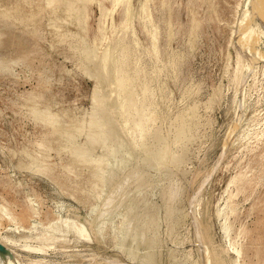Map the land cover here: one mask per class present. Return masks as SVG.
Here are the masks:
<instances>
[{"label": "rangeland", "instance_id": "1", "mask_svg": "<svg viewBox=\"0 0 264 264\" xmlns=\"http://www.w3.org/2000/svg\"><path fill=\"white\" fill-rule=\"evenodd\" d=\"M31 1L29 5L25 0H0V64L5 66L0 70V205L13 217L3 220L0 232L6 234L8 228L18 243L34 244L25 239L47 225L69 220L84 225L89 239L68 233L42 253L18 248L22 264H213L209 252L223 257L224 264H264V4L150 0L146 13L134 17L133 28L123 27V3L113 13L108 11L110 0H102L103 6L86 3L83 34L92 59L108 55V77L99 75L96 90L110 96L102 95L103 109L96 108L105 111L113 105L111 132L104 133L114 141L109 148L106 139L86 150L84 136L77 138L86 155L113 165L101 190L92 194L86 193L91 174L84 168L78 175L67 171L70 151L50 149L47 154L37 145L52 129L31 116L29 105L34 100L40 109L48 105L47 112H58L66 123L88 120L95 107L93 66L77 65L78 51L72 48L78 42L71 36L58 40L57 30L49 28L46 0ZM128 1L132 10H138L142 0ZM7 6H15L16 16L34 11L35 25L27 28L23 20L19 19L22 24L10 19L3 9ZM106 27L110 35L103 40L100 30ZM154 27L157 38L151 37ZM246 28L247 34L251 32L248 41L255 40L246 45L249 52L238 43ZM122 42L123 70L131 76L139 70L133 88H146L129 114L122 103L130 91L117 92L106 80L114 79ZM141 108L150 118L138 130ZM30 156L47 169L27 167ZM148 157L151 162L144 163L142 158ZM121 161L126 163L117 169ZM141 177L142 185L137 186ZM126 180L124 193L128 199L136 196L131 209L126 198L100 216L104 203ZM140 212L152 217L150 246L144 244L148 232L144 219L137 216ZM91 215L94 219L98 215L107 227L99 239L94 234L99 222L89 227ZM225 221L230 223L228 233H223ZM29 225L36 229L29 230ZM237 248L240 253L233 251Z\"/></svg>", "mask_w": 264, "mask_h": 264}, {"label": "bare ground", "instance_id": "2", "mask_svg": "<svg viewBox=\"0 0 264 264\" xmlns=\"http://www.w3.org/2000/svg\"><path fill=\"white\" fill-rule=\"evenodd\" d=\"M10 1V0H9ZM26 2L30 3L32 2L31 0H25ZM92 1H97L99 5H102V0H46V13L48 14L49 16V28L52 30V29H55L57 30V36H58V40H61V39H64V37H67V36H71L73 38V40L77 41L78 44L76 46H74L72 49H75V51H78V57L76 59L77 61V65L79 66H84L85 68H89L91 65L93 66L92 68V77L95 79V82H96V85H95V88H94V92H93V95H92V103H94L95 107H94V111H93V115L88 119V120H85V119H77V120H69L70 122L67 124L65 122V120H62L61 119V114L59 115L58 112H55V113H49L47 112V110L49 109V106L48 105H45V108L44 109H40L39 108V101L37 100H34L31 102V104L29 105V111H30V114L33 118H35L37 121L40 120V122L42 121V123H45L43 125H46V124H49L51 125V132H50V136H47L42 138L41 137V140L37 143V145L43 149V151H47L46 153L48 154V150L50 149H54L55 151H57V153L59 152H64V154H66L67 151H70L69 153V156L71 158L72 161H69L70 163H68L65 167L67 169V171H70V172H77L78 170L81 169V171L83 170H86V172L89 173L90 177H89V180H88V186H87V189H86V193H97L101 190V187L103 185V182L104 180L107 178V176L110 174H112L113 172V165H107L106 163H103V161H99L97 159H93L88 153L87 155L85 154V152L82 150V148H80L78 146V142H77V138L80 137V136H84V140H85V148L86 150L87 149H90L89 148V145H94L96 142H101L100 140H106L108 139V141H105L107 143V148H109L112 143L114 142L112 140L111 137L109 136H104V133L107 130H109L111 132V125L112 123L110 122V119H111V116H110V111L112 110L113 108V105L109 106L106 108V110H99L96 108V107H100V109H103L100 105L102 104V102L104 101V98L102 95H107L108 94V97L110 96V94L108 92H101L100 93L96 90V86H99L98 84V79L101 77L99 75H102V76H105V78L108 77V58H107V53H104V59L103 57L99 58L98 61L94 62L93 61V57H92V54H91V50H90V45L88 44V41H87V38L84 36L83 34V22L85 20V16H86V13H85V6H86V3L87 2H92ZM105 1H108V0H105ZM150 0H142L140 2V6L138 7L139 9L137 10H132V6L130 4V2L128 0L124 1V0H110V6H108V11L113 13L116 11L117 7L120 5V4H124V12H125V20H124V24H123V27H128L130 26V24L132 25L133 27V19L134 17L138 14V17H142V14L143 13H146V10L148 8V2ZM251 1V0H250ZM257 1V0H256ZM260 1L263 2V0H258V5L259 4H264L263 3H260ZM109 2V1H108ZM1 3V2H0ZM245 3V2H244ZM247 3V2H246ZM252 3V2H251ZM2 4V3H1ZM20 6V4L16 3V6ZM44 5V6H45ZM250 5V4H249ZM15 6H11L10 7H6V8H3L5 10L6 13L10 14L9 18L10 19H17L18 21H21L23 20L24 21V25L23 22H22V26H26L27 28H31L33 27V25H35L36 23V13H34V11H32L31 9L28 11V13L26 15H23V16H16L13 11H17V9L14 8ZM106 7V6H105ZM264 7V5H263ZM107 8V7H106ZM1 9V8H0ZM22 9V8H21ZM239 11V10H238ZM241 13V12H240ZM262 13V12H261ZM5 15V14H4ZM264 15V14H263ZM6 17V16H4ZM3 17V19H4ZM8 17V16H7ZM6 17V18H7ZM261 17V15H260ZM21 19V20H19ZM240 20V19H238ZM259 20V19H258ZM1 21V20H0ZM6 21V19H5ZM15 21V20H14ZM17 22V21H15ZM6 23V22H5ZM13 23V22H12ZM64 24H66L67 26L68 25H73L74 27H76L77 29L76 30H71V29H64ZM19 25V23H18ZM30 25V26H28ZM238 25V24H237ZM114 26V22L111 23L109 29L111 31L112 27ZM262 26V24H261ZM2 27V26H1ZM8 27V26H7ZM7 27H4L5 29ZM41 27V26H40ZM48 27V26H47ZM108 27L106 28H102L100 30V35L102 36V39L105 40L107 37H109L110 33H107V29ZM237 27V26H236ZM243 27V26H242ZM263 27V26H262ZM9 28V27H8ZM134 28V27H133ZM244 28V27H243ZM26 29V28H24ZM256 29H259L258 26ZM1 30V29H0ZM31 30L32 32L33 31V28L32 29H29ZM39 30V29H38ZM37 30V31H38ZM232 30V29H231ZM236 30V29H234ZM260 30V29H259ZM258 30V31H259ZM41 31V30H40ZM40 31L39 32V35H42V33L40 34ZM135 31V29H134ZM244 31V33L242 35H240L238 37V43H240L242 46H248V45H252V42L255 41L253 38V41L250 42L248 41L247 37L250 35V31L248 32L247 34V31L248 29L246 28V31L245 29L242 30ZM20 32V31H19ZM35 32H36V29H35ZM37 32V33H38ZM136 32V31H135ZM257 32V31H256ZM261 32L263 33V36H264V30L262 31L261 29ZM237 33V32H236ZM239 33V31H238ZM241 33V32H240ZM54 34V33H53ZM233 34V32H232ZM231 34V35H232ZM260 34V33H259ZM4 35V34H3ZM36 35V34H35ZM158 29L157 27H154V29L151 31V37H155L157 38L158 37ZM258 35V34H257ZM256 35V36H257ZM262 35V34H260ZM2 36V35H1ZM238 36V35H237ZM253 36V35H252ZM35 37V36H34ZM43 37V36H42ZM262 37V36H261ZM41 38V37H40ZM55 38V37H54ZM25 39V38H24ZM259 39V38H258ZM40 41V40H39ZM23 42V41H22ZM93 42V41H92ZM257 42V41H256ZM34 43V42H33ZM32 43V45H33ZM81 44V45H80ZM237 44V43H236ZM256 44V43H255ZM29 45V44H28ZM238 45V44H237ZM235 45L237 48L238 46ZM240 45V46H241ZM36 46V45H35ZM35 46H33L35 49ZM247 46L245 48H247ZM39 47V46H37ZM27 48V47H25ZM24 48V49H25ZM126 48V43L122 42L119 46V57L117 56V58H115L116 60V63H117V66H116V73H115V76H114V79L113 81L110 80V79H106L107 82H109L111 85H114V88L117 92H120L122 90H125L126 92L130 91V94L131 96L129 95V92L127 94V98L126 100L122 103V106H123V109L126 113H130L131 112V109L130 108H133L134 106H139L137 103H140L141 102V97L140 95H142V93L145 91V87H141V90L140 91H135L134 90V86H135V83H136V80L135 78L140 74V71H136L132 76L128 74V72H126L125 70H123V64H124V60H123V55L125 54L123 52V50H125ZM135 49V46L133 47ZM243 47H241L242 49ZM257 48V47H256ZM4 49V48H3ZM28 49V48H27ZM127 50V49H126ZM236 50V49H235ZM248 52L250 51V48H247ZM2 51V50H1ZM33 51V50H32ZM241 50H237V52H239ZM30 52V51H29ZM243 52V51H242ZM245 52V51H244ZM243 52V53H244ZM254 52V51H252ZM258 52V50H257ZM31 53V52H30ZM32 54V53H31ZM44 54V53H43ZM242 54V53H241ZM248 54V53H247ZM261 54V53H260ZM263 54V53H262ZM24 55V54H21V56ZM259 55V54H258ZM264 55V54H263ZM19 56V55H18ZM18 56H15L18 58ZM20 56V57H21ZM25 56V55H24ZM93 56H97L96 52ZM123 56V57H122ZM240 56V55H239ZM242 56V55H241ZM14 57V58H15ZM121 57V58H120ZM13 58V59H14ZM22 58V57H21ZM47 58V57H46ZM75 58V56H74ZM112 60L114 61L113 57H111ZM110 58V59H111ZM257 58V57H256ZM11 59V58H10ZM45 59V58H44ZM237 59V58H236ZM12 60V59H11ZM264 60V58H263ZM49 61V59H48ZM238 63V62H237ZM91 64V65H90ZM264 64V63H263ZM264 67V66H263ZM0 70H5V66L4 65H1L0 64ZM239 71V69H238ZM2 72V71H1ZM239 74V72H237ZM243 74V73H242ZM41 77V75H39ZM98 76V78H97ZM239 77V76H238ZM134 87V88H133ZM139 86H137L138 88ZM38 93V92H37ZM44 92H42L43 94ZM30 95V94H29ZM32 95V94H31ZM44 95V94H43ZM45 97V96H44ZM53 98V97H52ZM52 101V100H51ZM26 103V102H25ZM42 103V102H41ZM51 103V102H49ZM54 103V102H53ZM52 103V104H53ZM57 105V104H56ZM139 108V107H138ZM108 110V111H107ZM121 110V109H120ZM60 111V110H59ZM122 111V110H121ZM47 114H45V113ZM123 112V111H122ZM44 113V114H43ZM49 113V114H48ZM139 120H138V130H141L142 129V125H143V121L146 119V117H149L150 118V114L147 113V112H144L143 109L141 108L139 110ZM67 116V115H65ZM103 121H106L107 123L106 124H103ZM39 122V121H38ZM47 126V125H46ZM45 126V127H46ZM44 127V126H43ZM115 134V133H114ZM42 135V134H41ZM263 135V134H262ZM259 136V135H258ZM257 136V137H258ZM262 138V136H260ZM38 138V136H37ZM36 138V139H37ZM37 141V140H36ZM34 142V141H33ZM258 142V141H257ZM35 143V142H34ZM259 143H260V140H259ZM227 144V143H226ZM225 145V144H224ZM83 146V145H82ZM34 147V146H32ZM37 147V146H36ZM68 149V150H66ZM251 149V148H250ZM51 151V150H50ZM226 152V150H225ZM228 152V151H227ZM68 153V152H67ZM29 154V152H28ZM226 154V153H225ZM224 154V155H225ZM45 155V154H44ZM61 156V155H60ZM68 156V157H69ZM31 157V156H30ZM29 157V158H30ZM47 157V155H46ZM49 158V157H48ZM62 158V157H61ZM46 160V159H45ZM222 160V159H221ZM41 161V160H40ZM142 161L144 163H148V162H151L149 160V157H148V160H145L142 158ZM43 162V161H42ZM47 162H44V164H46ZM51 163V162H50ZM49 163V164H50ZM126 163V161H121V162H118L117 163V169L119 168H122L123 165ZM52 164V163H51ZM25 166V165H24ZM27 167L31 168L32 170H36V171H41L43 172L45 169H47L46 167H44L38 160L35 156H32L30 158V161L27 165ZM213 169V168H212ZM211 170V169H210ZM243 170V169H242ZM252 171V169H251ZM52 172V171H51ZM250 172V171H249ZM248 172V173H249ZM47 173V172H46ZM82 173V172H81ZM237 173V172H236ZM45 174V172H44ZM72 174V173H70ZM83 174V173H82ZM208 174V173H207ZM47 175V174H46ZM50 175V173H49ZM75 175V174H73ZM76 175H78V173H76ZM56 176V175H55ZM205 176V175H204ZM54 176H52L53 178ZM75 177V176H74ZM55 178V177H54ZM58 178V177H57ZM68 178V177H67ZM144 179V177H141L139 178V181H137L136 185L137 186H140L142 185V180ZM60 180V178H59ZM230 180V179H229ZM128 180H126L124 182V184L122 185V188L118 189L117 192H115L113 194V196L110 197L109 200H107L105 203H104V207L103 209L101 208L100 209V212H98L101 215H104L107 213V211L109 210V207L112 205V203L114 202H117L118 204H121L122 201L124 199L127 198V201L130 203V209H131V206H132V203H134V198L136 196H130V198L128 199V194L124 193L125 189V185L127 183ZM233 181V180H232ZM74 183V182H73ZM76 185V183H74ZM81 184V183H80ZM228 184V183H227ZM71 185V184H69ZM231 185V184H229ZM77 186H80L78 183H77ZM84 186V187H85ZM81 187V186H80ZM79 188V187H78ZM82 188V187H81ZM237 190V189H236ZM74 191V190H73ZM195 191V190H194ZM226 191V190H225ZM66 192V191H65ZM67 193V192H66ZM84 193V192H83ZM85 193V194H86ZM200 194V193H199ZM84 196V195H83ZM196 197V195H194ZM88 197V196H87ZM132 197V198H131ZM194 197V198H195ZM73 198V197H72ZM237 198V197H236ZM189 199V198H188ZM192 199V198H191ZM87 200V199H86ZM89 200V198H88ZM149 198L145 199V201H148ZM197 200V199H196ZM201 201V199H199ZM192 202V201H190ZM196 202V201H195ZM199 202V201H198ZM197 202V203H198ZM201 204V203H200ZM204 204V203H203ZM188 205V203H187ZM197 205V204H196ZM195 205V206H196ZM202 205V204H201ZM199 206V204H198ZM198 206H196L198 208ZM238 206V204H237ZM195 207V209H196ZM230 210L231 209H234V207H229ZM32 207L30 206V211ZM221 209V208H220ZM201 210V209H200ZM233 211V210H231ZM199 212V211H198ZM11 212L8 211V209L3 206V205H0V225L3 223V220L6 219V218H13L10 214ZM14 213V212H13ZM91 213H94V212H91ZM197 213V212H196ZM195 214V212H194ZM199 214V213H198ZM94 215V214H93ZM138 217H142L145 221L144 225L146 227V231L145 232H148L147 235L144 236V244H148L146 246H150L153 241V236L149 233L151 230V226L152 225V217H147V213H144L142 214V212L138 213L137 214ZM199 216V215H198ZM201 216H202V213H201ZM92 217V215H91ZM96 217H99L98 215H96ZM95 217V219H91L89 222L90 225L89 227L91 226H94L96 222H99L98 219ZM197 217V216H196ZM202 218V217H201ZM60 220V219H59ZM63 220V219H62ZM223 220V219H222ZM74 221V219H73ZM198 221V220H196ZM78 223V222H77ZM199 223V222H198ZM201 223V222H200ZM205 224V223H204ZM203 224V225H204ZM31 226V225H29ZM200 226V225H199ZM209 226V225H208ZM240 226V225H239ZM33 229H36L34 228L33 226L30 227L29 230H32ZM95 228H98L99 232H95L94 230V234H95V238L96 239H99V235L101 234H104L107 230V227L105 226L104 222L101 221L97 224V227L95 225ZM198 228V227H197ZM206 229V227H205ZM222 229H223V233H228V231L230 230V223L228 221H225L223 224H222ZM150 230V231H149ZM204 230V228L202 229ZM207 230L208 227H207ZM5 231L7 232L6 234H2L0 232V242L2 244H4L9 250L10 252L12 253L13 255V259H10L7 255H1L0 254V264H22V262L20 261V259L17 257L16 255V249H25L27 251H33V252H45L51 245H53L55 243V241L60 238V237H64V236H67L68 233H73L75 234V236L77 238H83L84 240H88V231L86 230V227L82 224H75L73 222H69V220H63L62 222L60 223H56L55 225H47L44 229L42 230H39L37 232H34L32 233L31 235H29L28 239L26 238L25 240H35L34 241V244L30 241H25L23 244H20L18 243V239H15L14 237L10 236V229L8 228H5ZM238 231V230H237ZM203 233V232H202ZM201 233V234H202ZM211 233V232H210ZM200 234V233H199ZM209 234V232H208ZM137 235V234H136ZM211 235V234H210ZM236 235V234H235ZM92 236V235H91ZM212 237V236H211ZM66 238V237H65ZM239 238V237H238ZM212 239V238H211ZM210 240V242H212V240ZM93 240H94V237H93ZM237 240V238L235 239ZM239 240V239H238ZM241 240V239H240ZM91 241V240H90ZM209 242V243H210ZM205 243V242H203ZM236 243V242H235ZM206 244V243H205ZM210 245V244H209ZM232 246V245H231ZM233 246L234 243H233ZM201 247V246H200ZM236 247V246H235ZM203 248V247H202ZM206 248V247H205ZM204 248V249H205ZM209 248V247H207ZM210 249V248H209ZM208 251H212L213 249H210ZM216 250V249H215ZM233 251H237L236 253H240V248L236 249V250H233ZM205 252V251H204ZM217 252V251H216ZM215 253V252H214ZM219 253V252H217ZM150 254V252H149ZM203 254V252H202ZM206 254H207V251H206ZM144 255H147V253H145ZM213 255V259H212V262L213 264H224V261H223V257L219 258L218 255L216 254H213L211 252H209L208 256L209 258H212ZM239 255V254H238ZM206 256V255H205ZM207 256V257H208ZM222 256V255H221ZM237 256V255H236ZM240 257V256H239ZM204 258V257H203ZM202 258V259H203ZM238 258V256H237ZM210 260V259H209ZM238 260V259H237ZM236 260V261H237ZM32 261V260H31ZM204 261V260H203ZM30 262V261H29ZM38 263V262H37ZM39 264V263H38ZM108 264V263H107ZM111 264V263H110Z\"/></svg>", "mask_w": 264, "mask_h": 264}, {"label": "water", "instance_id": "3", "mask_svg": "<svg viewBox=\"0 0 264 264\" xmlns=\"http://www.w3.org/2000/svg\"><path fill=\"white\" fill-rule=\"evenodd\" d=\"M0 254L1 255H7L10 259H13V255L10 252V250L0 242Z\"/></svg>", "mask_w": 264, "mask_h": 264}]
</instances>
